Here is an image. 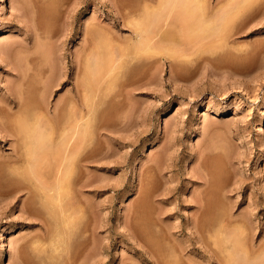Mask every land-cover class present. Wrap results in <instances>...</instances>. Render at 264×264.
Here are the masks:
<instances>
[{"label": "rangeland", "instance_id": "1", "mask_svg": "<svg viewBox=\"0 0 264 264\" xmlns=\"http://www.w3.org/2000/svg\"><path fill=\"white\" fill-rule=\"evenodd\" d=\"M37 1L0 0V264H64L66 256L77 254L76 257L87 246L90 252L93 246L99 249L97 256H92L99 258L100 264H223L226 255L247 248L252 240L262 244L259 251L263 252L264 0H183V4L176 0ZM192 3L197 4L196 9ZM40 4L45 15H50L42 17L40 24L44 26H39ZM172 7L175 12H190L193 8L197 18L203 13L213 19V24L207 23L214 26L189 32L188 36L175 23L161 26L159 31L166 43L180 52L172 57L175 67L170 65L172 58H164L158 50L150 54L139 49L141 54L135 53L139 56L135 57L140 61L133 59L134 55L129 56L132 62L122 59V70L119 67L115 71L118 83L97 107L103 120L98 122L95 115L91 118L107 129L102 130V136L89 138L88 149L103 157L89 168L90 177H95L102 188L98 192L94 186L88 187L80 197L71 194V202L81 201L88 210L78 216L67 243L71 245L67 248L66 244L61 252L65 256H51L49 244L37 238L43 230V218L52 226L51 212L55 207L50 199L47 202L41 185L35 183L33 168L16 162L19 144L10 128L15 127L19 116L16 109L6 112L8 100L14 93L25 92V103H33L27 105L28 113L40 109L43 105L39 97L44 92L41 86L50 75L46 63L54 61L57 66L63 65L64 79L53 87V92L49 91L50 95L47 92L48 99L52 109L59 101L64 104L74 81L68 82L67 78L75 71V57L81 61L85 41L94 39L98 45L114 43L120 48L133 30L130 24L134 25V17L148 9L168 11ZM125 21L130 27L124 25ZM44 30L46 36L41 33ZM21 72H25L23 78ZM82 77L79 73L77 80ZM134 81L142 86L129 92ZM126 94L130 99H124ZM209 150L217 155L203 157ZM109 160L111 169L106 167ZM202 160L211 161H206L211 170L199 167ZM102 166L105 167L98 168ZM50 170L49 165L42 168L44 179L50 176L52 180ZM204 176L214 179L206 188L200 183ZM115 183L121 185L114 188ZM197 197L202 201L207 198L210 212L197 213ZM252 212H256L252 228L240 226L239 219ZM230 214V220L224 223ZM220 220L227 224L228 237L220 233ZM87 236L92 241L89 237L88 242ZM85 241L88 245L83 247ZM216 253L218 261L212 258ZM221 258L224 262H220ZM79 261L77 258L76 264Z\"/></svg>", "mask_w": 264, "mask_h": 264}, {"label": "bare ground", "instance_id": "2", "mask_svg": "<svg viewBox=\"0 0 264 264\" xmlns=\"http://www.w3.org/2000/svg\"><path fill=\"white\" fill-rule=\"evenodd\" d=\"M38 1H37V3H38ZM180 1H181V4H183L182 3L183 0H176V3L177 2L179 3ZM188 1L189 0H187V2ZM193 1L194 0H192L191 2H193ZM173 2H175V1L173 0ZM168 4H170V2ZM192 5H193V3L191 4V6ZM36 6H37V4H36ZM36 6L34 5V7H36ZM176 6H178V5H176ZM179 6H181V5H179ZM48 7H50V6L48 5ZM163 7H164V5H163ZM185 7H187V6H185ZM196 7H197V4H196V6H194V8L196 9ZM41 8H42V5L39 8L41 10V11L39 10V12H40V15H39V19H40L39 26L40 25L44 26L45 23L40 24V23L43 22V20H41L42 17L44 19V16L48 17L50 15H48V14L45 15V13H47V12H45L44 8H42V9ZM173 8L174 7H172L168 11L167 10L163 11L165 9H161V11H156L155 10L154 12H152L151 9L150 10L148 9L146 13L139 14L138 17H134V18H136L135 19L136 21L135 20H134L135 22L133 21L134 25L132 23H131L132 25L130 24V26H132L131 30L132 29L133 30L130 31V33H129L130 35H128L126 37V44L125 45L123 44V46H121L120 48H118L119 46L116 47L114 45V43L113 44L109 43V45L106 43V45H108V46L102 45L101 43H100L101 45H98L97 42L94 39L93 40L95 42L93 40H91V39H89L90 41L88 39H86L89 42L85 41L84 45H82L83 46L82 50H81L82 53H80V56H79V57H82V58H80L81 61L77 57H75V59L73 60L74 63H75L74 66H76V67H74L75 71H74L73 76L71 78L70 77L67 78L68 82H71L70 80H74L73 82H71L73 86H72V88L70 87V89L68 90V92H67V94H68L67 100L65 102H64L65 99L63 100L64 104L61 105L60 101L58 100L59 103H56V105L54 103V105H55L54 109H52V106L50 105L51 102L49 101L48 97L51 94L50 92H53L52 91L53 87H55L56 85H60L62 83V80L64 79V76H63V68L64 67H63V65L57 66V65L53 64L54 61H52V63H51L52 65L51 64L49 65L50 62H49L48 59H47V62H49V63H46L45 61L44 62L47 64L46 66L49 68V72H50L49 74L50 75H48L46 81H45V78L43 77L44 81H43V83L41 82L42 83L41 89L44 92L41 93V96L39 95L41 97V98L39 97V100L41 101L40 104L43 105V106H41L40 109H37V110H35L33 112H31L32 111V109H31L30 113H28V110L30 109L28 107L30 105H32L33 103L32 104L30 103V105L25 103V101H24L25 97L23 98V96H22L23 94H25V92H22V94L19 93V92L18 93H14L13 96L11 97V99L8 100V103H7V107L8 108L6 107L7 108L6 112H8L10 114V110L11 109L12 110L16 109L18 111V116H19L17 121L15 119V127L14 128L13 127L10 128V129H12V134L14 133V135L17 137V139H16L18 141L17 144H19L18 145L19 148L16 147L17 151H16V148L14 147L15 151L17 152L16 153L17 154L16 155V157H17L16 162L17 163H21V164L22 163L23 164L28 163L29 167L27 166V169H29V168L31 169V167L33 168V169H31V171L33 170L32 173L34 172L33 175H35V177H36L35 180L37 182H35V183H37V185L38 184L41 185V187L40 186L39 187L42 189L41 191H43V193H45V196H47V202H48V199H50L49 202H52V204L55 207L53 213L51 212V215L53 216L52 217V220H53L52 221V226H50L51 224L48 225V219L47 218L44 219L43 218L44 215H41V216L37 215L39 217L36 216L37 218H41L43 216L42 218H43V221H44V224H43V222L40 220L42 222V224H43V225H41L43 230L39 234L38 238L37 237L36 238L38 240L40 239L42 242H45V243L49 244V248L47 250H49V252H51V256H53L55 253L58 254L57 255L58 257L62 256L60 254H64V252L63 253H61V252H62V250L64 251L66 244L69 242L70 236H72V234H71L72 233L71 232L72 229L75 230L73 227L75 226V223L77 222L76 221L77 218L79 219L78 216L81 215V214L83 215L88 210L86 205H85V207L82 206V204L80 203L81 201H79V197L83 195L85 189L88 188V187L94 186L95 187L94 189L96 191H98V192L102 188V184L101 183H96V178L95 177H90L92 175H90V173H89L90 172L89 168H90L92 162H99V160H100L99 158H103V157H98L97 154L92 153V149L91 150H88V149H90L89 148V138L90 137H94V136L100 137V136H102L104 134V132L102 130H107V129L105 127L104 128L100 127V125L98 123L97 124L93 123V121H91V118L96 116V120L98 122L103 120L102 116H104V115L102 114V116H101V114L99 112H97V109H99L97 107H99V105L101 104V102H102V100H103L105 95H106V97H109V96H107V92L108 91L110 92L111 91L110 88L113 85H115L114 83L116 82V78H117V76H116L117 72H115V71H117V69H119V67L121 68V66L123 65L124 61H122V59H124L126 57L127 59L125 58V60L129 59L131 61L129 56L131 57L133 55H134L133 59H135L136 58L135 57L136 54L137 55L141 54L139 49H142L145 52L151 51L152 53H150V54H153V50H158L159 53L164 54V56H163L164 58H166V59H168V58L170 59V57L174 58V56L177 55L176 54L177 51H178L177 47H175L177 49V51L173 47L171 48L168 45L169 43H166L165 36H163L162 33H160L161 26H164L166 23L167 24H171V25H173L172 23H175L174 26H177L178 30H180L181 33H185V35H186L187 32L188 33L189 32L193 33V32H195L197 30H206V29H208V27L212 28L214 26V25H212V27H211V24L207 23V22H211L212 23L211 20H213V19H211V20L208 19V17L205 14L202 13V15H199V17L197 18V16L195 15L196 12H195V10H193V8H191L190 12L189 11L188 12L185 11L188 8H190V5H188L187 9L186 8H185V10L183 9L184 11L183 10L182 11L178 10L179 12L178 11L175 12V10H174L175 8L174 9ZM29 9H30V7H29ZM34 10L35 9H33V11ZM47 10H48V8H47ZM38 14L35 15V16H38ZM127 14L128 13H126V15ZM40 16H41V18H40ZM137 20H138V22H137ZM186 20L187 21L189 20V21L187 22ZM201 20H203V21L205 20V22H203V21L201 22ZM35 21L38 22L37 20H35ZM47 21H48V18H47ZM185 21H186V23H185ZM190 21H192V22H190ZM128 22H129V20H128ZM203 24H204V26H203ZM47 25H48V23H47ZM124 25L128 26L129 23L126 22V24H124ZM130 26H128V27H130ZM202 26H203V28H202ZM205 26H207V27L205 28ZM218 26H220V25H218ZM36 27H37V25H36ZM38 28L39 29L41 28L40 31H42V27H38ZM218 28L219 27H217V29ZM126 29H124V30H126ZM109 32H110V34L111 33L113 34V32H111L110 30H109ZM41 33L43 35V33H45V30L43 32H41ZM41 33H39V34H41ZM188 33H187V36L190 35V33L189 34ZM46 34H48V33H46ZM51 35H53V33ZM118 35H119V33H118ZM43 36H46V35H43ZM180 36H182V35H180ZM114 37H115V35L113 36V38ZM35 47H36V45H35ZM53 50H54V48H53ZM37 51H39V50H37ZM54 51H52V54H53ZM178 53H180V52L178 51ZM105 54H106V56H108L106 58L107 59L106 62H105V60H106L105 59ZM150 54H148V55H150ZM181 54H183V53L181 52ZM28 55H30V54L28 53L26 57H28ZM139 56H137V57H139ZM142 56H143V54L141 55V57ZM17 57H18V54H17ZM31 57H32V55H31ZM37 57H39V56H37ZM40 57H39V59H40ZM181 57L182 56H180L178 58L180 59ZM50 58H52V57H50ZM53 58H54V56H53ZM55 58L57 59V56ZM143 58H145V57H143ZM173 58H172V62L173 63L171 62L170 65L173 64L172 66L175 67V64H174L175 61H173L174 60ZM39 59H38V62H39ZM140 59L137 60V58H136L137 61H140ZM150 59H151V56H150ZM177 59H176V61H178ZM28 62H30V61H28ZM133 62H134V60H133ZM32 63H34V62H32ZM45 63H44V65H45ZM81 63H83L82 66L79 65ZM56 64H59V63H56ZM162 64H163V62H162ZM33 66H34V64H33ZM77 67H80V71H79V69ZM76 68H77V70H76ZM123 68H125V67L123 66ZM43 69H45V68H43ZM29 70L30 69H28V71ZM120 70H122V68ZM22 73L23 72H21V78L24 77L25 72L23 74ZM79 73H82V75H83L82 80H80V81L77 80V77H78ZM176 73H179V72H176ZM27 74H28V72H27ZM30 75H32V74H30ZM133 76H135V75H133ZM30 79H31V77H30ZM142 80L139 81V82H142ZM22 81H23V79H22ZM135 81L132 82V83L134 84ZM23 82L22 83L20 82V83L23 85ZM129 82H131V81H129ZM144 82H146V81H144ZM116 83H118V82H116ZM146 83H148V82H146ZM133 84L131 85L132 88H133L131 91H130V89L129 90L127 89L129 92H133L135 89H137V88L142 86V84L139 85L140 83H138V85H137V83H135L136 85H133ZM18 87H20V85ZM22 89H24V88H22ZM22 89H20V91H22ZM47 92L49 93V95L47 94ZM125 92L127 94H129L127 91H125ZM43 94H44V96H43ZM115 94L117 95V93H115ZM127 94H126V96H127ZM114 96H113V99H115ZM129 96L125 97L124 99H128ZM28 98H30V97H28ZM35 99H36V97H35ZM129 99H130V97H129ZM27 105H28V107H27ZM37 105H39V104H37ZM0 109H1V107H0ZM1 111H2V109H1ZM218 112L219 111H217V114H219ZM16 115H17V113H16ZM5 124H7V122ZM107 147H108L107 151H109L110 145H108ZM211 149H214V148H211ZM212 151L213 150L207 151L205 153V155H203V157L204 156L206 157L207 155L209 157V155H211L212 153H215V151H213V152ZM202 154H198L197 156L199 158H202L201 157ZM215 155H217V154L215 153ZM211 156H210V158H211ZM203 159H205V158H203ZM202 161H201V166H199V167H203L204 170H206V171L209 170L210 167L207 168V165H208L206 163L207 160H202ZM111 162L112 161L109 160L107 162V164H106V167L111 169V167H113V166L110 165ZM210 162H208V163H210ZM46 165L47 166L48 165L51 166L52 170H50V171L53 172V173H51L52 174L51 175L52 180H50L51 179L50 176H48L49 179H48V177H46V179H48V181L50 183L48 181H46V179H44V177H42V173H43L42 168L44 166H46ZM104 167L105 166L98 167V168H104ZM197 168H198V166H197ZM198 170H200V168H198ZM44 175L46 176L47 174L44 173ZM206 176H208V175H206ZM202 178H203V176H202ZM212 180H214V179H210V178L204 176L203 181L200 182V183L203 186L205 185V188H206L207 184L209 185V184H211L213 182ZM131 184H132V182H131ZM112 185H113L114 188H116L119 185H121V183H115V184H112ZM212 185H214V184H212ZM36 188L40 189L38 187H36ZM205 190H208V189H205ZM73 193H75L74 195L79 196L78 197V201H79L80 205L78 203H73V201L72 202L70 201L71 194H73ZM210 194L211 193L209 191V195ZM43 196H44V194H43ZM48 196H50L51 198H49ZM197 198H198L197 199V213H201V212L203 213V212L209 211L208 205H210V204L206 203L207 198L205 199V201H202L203 198H201V199H200V197H197ZM210 199L211 198H209V200ZM50 206L51 205H49V208H51ZM206 207H207L208 210H206ZM52 209H53V207H52ZM52 209H51V211H52ZM28 211H29V209H28ZM33 211H31V212H33ZM36 213H37V211H36ZM36 213L34 215H36ZM49 213H50V211H48L47 214H49ZM255 213L252 212V213L249 214V216H246L244 218L239 219V222L241 224L240 226H243V227H245L247 229L248 228L251 229L252 228L251 227V223L254 222L253 216L256 215ZM48 217H50V215H48ZM230 217H231V214L227 218V221L226 220H225L226 222L224 221V223H227L230 220ZM223 220H220V221H222V224L220 222V224L218 226L220 227V233H223V235L225 233V236H226L227 235L226 232H227L228 227H227V224L223 223ZM49 221H51V220H49ZM80 226H78V227L80 228ZM93 228H94V226H93ZM93 233L91 234V236L94 235ZM73 234H74V232H73ZM256 234L257 233H254V235H256ZM91 236H89L90 240L92 239ZM89 237L87 236L88 242H90ZM227 237H228V235H227ZM219 238L221 239V237H219ZM37 239H35V240H37ZM87 239H85V240H87ZM220 239H219V241H220ZM81 241H83V240H81ZM94 241H96V240H93V242ZM250 242L251 243L249 244V246L246 245L247 248H245V249H243L241 251L235 252V253H234V251H233V253H229L228 255H226V261L225 262L222 261L223 259L221 258L220 262L222 261L225 264H236L234 262H237V264H260V263L264 264V251L260 252L262 250L259 249V244H261V243L255 244L253 242V240L250 241ZM87 243L85 241V243H83V247H85L84 244L88 245ZM69 244H67V246H68V247L66 246L67 248H69ZM216 244L219 245V243H216ZM79 245H81V244H79ZM37 246H38V244H37ZM81 246H79V247H81ZM42 247H43V245H42ZM87 247H85L86 249L84 248L85 250L80 249V251L81 250H83V251L81 253H79V255L76 256V257H75V255H77V254H75L74 256L72 255L70 257L68 255L69 258L66 256V258H64L65 259V263L64 264H76L77 258H79V260H80L78 262V264H95L96 262L100 264L101 260L99 258L95 257L99 253V249L96 250V246H93L94 250L92 248H90V250L92 251V252H90L88 250L89 248H87ZM73 248L75 249V247H73ZM217 249H219V248H217ZM261 249H263V247ZM236 250H237V248H236ZM88 251H89V254H88ZM70 253H72V252L70 251L69 254ZM65 254H64V256H65ZM94 254H95V256L93 258L92 255H94ZM24 256H22V257H24ZM57 256H55V257H57ZM217 256L218 255L216 253L215 255L212 256V258H214L215 261L216 260L218 261V259H220V258H217ZM44 257L46 258L47 256H44ZM61 259H62V257H61ZM23 260H25V259H23ZM52 262H53V260H52ZM60 263L61 262L59 261V264ZM213 263H215V262H213Z\"/></svg>", "mask_w": 264, "mask_h": 264}]
</instances>
